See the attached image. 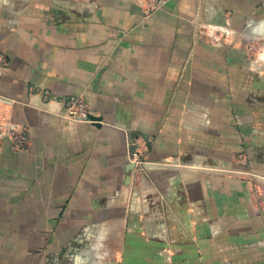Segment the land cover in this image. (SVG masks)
Returning a JSON list of instances; mask_svg holds the SVG:
<instances>
[{
	"label": "crops",
	"instance_id": "crops-1",
	"mask_svg": "<svg viewBox=\"0 0 264 264\" xmlns=\"http://www.w3.org/2000/svg\"><path fill=\"white\" fill-rule=\"evenodd\" d=\"M255 40L264 0H0V133L32 140L0 148V264H264V211L237 178L264 173ZM34 87L82 94L98 121L46 113ZM128 138L148 162L133 192Z\"/></svg>",
	"mask_w": 264,
	"mask_h": 264
},
{
	"label": "rangeland",
	"instance_id": "rangeland-1",
	"mask_svg": "<svg viewBox=\"0 0 264 264\" xmlns=\"http://www.w3.org/2000/svg\"><path fill=\"white\" fill-rule=\"evenodd\" d=\"M148 1H150V3L147 4L148 6L142 5V8H143V12L146 10L147 12L151 13L154 10H159L160 8H162L169 0H166V2L163 3L161 6H158L156 4V3H160L161 0H147V2ZM149 6H151L150 10H148ZM157 6H158V9H157ZM202 29L204 31L203 32L204 35L201 31H200V35L202 37L204 36V39L209 41L210 45H215V46L218 45L219 46V45H223L225 43L229 44L228 39L233 38L232 36H230L231 33H229V31H218L217 30L216 32H211L212 28H209V27L202 28ZM211 33H214V35H212ZM238 44L241 45V43H238ZM242 46L247 48V50L252 53L251 54L253 56L252 62L256 66V62L258 60V57H260L261 55H264V41L255 40L254 42H251V43L246 42V43H243ZM260 68H261V66H260ZM33 89H34V91H36L38 93L40 88L38 89V87H34L31 90H33ZM40 90H41L40 93H42V95H43V101L46 104V107H42L41 110H44L46 113L53 114L56 116H60L64 119H68V120H72V121H76V122H93V120L90 119V115H92L91 110H90V106L82 94L72 95V96H81L84 99V102L86 104L85 110L87 111L88 116L86 119H71V118H67L64 116L65 106H63L61 104H57V105L62 106V112H58L51 105H55L53 103L54 100L59 101V102H63V101H67L72 96H69V97L54 96L50 93L49 90H46V89H44V90L40 89ZM46 91L49 92L48 100H46L47 98H45ZM21 133L30 137V131L28 128H25V126L24 127H22V126L14 127L13 131L11 133V136H12V138H15L16 135H19ZM30 140H31V137H30ZM31 144H32V140H31ZM31 144H30V146H31ZM128 148H129L128 157L130 159H134L135 153L141 152L139 150V148H141V146L138 143H136L135 140H131L129 138H128ZM23 150H26V149L20 148V150H18V151H23ZM239 158H242V157L239 156ZM146 164H148V162L145 159H143V157H142V164L140 165V169H137L135 172L132 171V173H131L132 186H131V189L129 188V191L133 192L135 186L138 187V185L141 183V181L147 177L146 176V166H147ZM211 169L213 170V172H217L216 175H233V173L224 174V173L218 171V170H224L225 168H222V169L221 168H218V169L211 168ZM237 174H238L237 178L242 179L246 182L247 191L249 192L250 197L253 200L252 206H253L254 212L257 214H260L262 211H264V173L252 172V171H247V172L242 171L240 174L239 173H237ZM88 237H87V239L84 238L81 241V243L79 244L80 245L79 247H87V246H89V244H92V241L90 240L91 237H89V238ZM118 241L119 240H117L116 236H114V237H110L108 242L111 245V247H116ZM93 243H95V242L93 241Z\"/></svg>",
	"mask_w": 264,
	"mask_h": 264
},
{
	"label": "built area",
	"instance_id": "built-area-1",
	"mask_svg": "<svg viewBox=\"0 0 264 264\" xmlns=\"http://www.w3.org/2000/svg\"><path fill=\"white\" fill-rule=\"evenodd\" d=\"M141 4L143 6H148L147 4L150 3V1L147 2V0H140ZM166 0H161L160 3H156L158 6H161L163 3H165ZM157 6V9H158ZM151 6L148 7V10H150ZM156 9V8H155ZM153 10V9H152ZM145 14H148L146 10L144 11ZM3 56L0 55V61L3 60ZM49 92L46 91L45 98L48 100L49 98ZM53 101V100H52ZM54 104H61L65 106V113L64 116L71 119H86L88 116L87 111L85 110L86 104L84 102V99L81 96H72L67 101L59 102L54 100ZM13 129H10L8 132L0 133V148L3 142L7 139L11 143V148L13 150H20V148H29L31 144L30 137L21 133L19 135H16L15 138H12L11 133ZM131 162L135 163V168L133 169V172H135L137 169H140V165L142 164V155L141 153H135L134 159H130ZM133 175V174H132ZM136 187V186H135Z\"/></svg>",
	"mask_w": 264,
	"mask_h": 264
},
{
	"label": "water",
	"instance_id": "water-1",
	"mask_svg": "<svg viewBox=\"0 0 264 264\" xmlns=\"http://www.w3.org/2000/svg\"><path fill=\"white\" fill-rule=\"evenodd\" d=\"M90 119L93 120V121H98V117H96L95 115H90ZM135 163L134 162H131L127 168H126V173H127V178H126V182L129 183L131 181V173L133 171V169L135 168Z\"/></svg>",
	"mask_w": 264,
	"mask_h": 264
}]
</instances>
